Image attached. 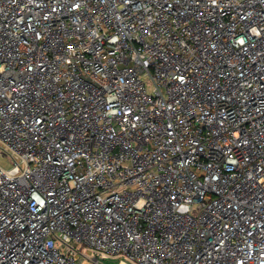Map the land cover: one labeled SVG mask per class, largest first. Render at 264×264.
Returning <instances> with one entry per match:
<instances>
[{
  "label": "built area",
  "instance_id": "obj_1",
  "mask_svg": "<svg viewBox=\"0 0 264 264\" xmlns=\"http://www.w3.org/2000/svg\"><path fill=\"white\" fill-rule=\"evenodd\" d=\"M0 152V264H264V0H0Z\"/></svg>",
  "mask_w": 264,
  "mask_h": 264
},
{
  "label": "rangeland",
  "instance_id": "obj_2",
  "mask_svg": "<svg viewBox=\"0 0 264 264\" xmlns=\"http://www.w3.org/2000/svg\"><path fill=\"white\" fill-rule=\"evenodd\" d=\"M0 165L3 166L4 168H10L12 166V162L10 161V159L7 156L3 155L1 152H0ZM82 251L85 252V254L88 256H91L93 254L90 249L85 247L82 248Z\"/></svg>",
  "mask_w": 264,
  "mask_h": 264
}]
</instances>
